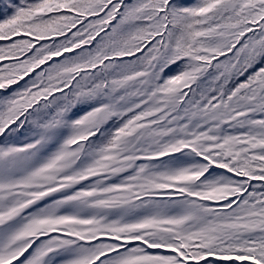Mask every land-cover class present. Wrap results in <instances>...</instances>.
I'll return each instance as SVG.
<instances>
[{"label":"snow or ice","instance_id":"6c2138e0","mask_svg":"<svg viewBox=\"0 0 264 264\" xmlns=\"http://www.w3.org/2000/svg\"><path fill=\"white\" fill-rule=\"evenodd\" d=\"M0 264H264V0H0Z\"/></svg>","mask_w":264,"mask_h":264}]
</instances>
